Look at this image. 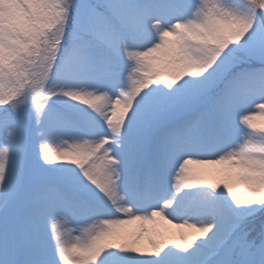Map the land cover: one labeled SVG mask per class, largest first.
Listing matches in <instances>:
<instances>
[{"label": "snow or ice", "instance_id": "snow-or-ice-1", "mask_svg": "<svg viewBox=\"0 0 264 264\" xmlns=\"http://www.w3.org/2000/svg\"><path fill=\"white\" fill-rule=\"evenodd\" d=\"M0 264H264V0H0Z\"/></svg>", "mask_w": 264, "mask_h": 264}, {"label": "bare ground", "instance_id": "bare-ground-1", "mask_svg": "<svg viewBox=\"0 0 264 264\" xmlns=\"http://www.w3.org/2000/svg\"><path fill=\"white\" fill-rule=\"evenodd\" d=\"M164 228L167 233L170 234L176 242H178V236L176 235L178 233V230L173 228L171 225H164Z\"/></svg>", "mask_w": 264, "mask_h": 264}, {"label": "rangeland", "instance_id": "rangeland-1", "mask_svg": "<svg viewBox=\"0 0 264 264\" xmlns=\"http://www.w3.org/2000/svg\"><path fill=\"white\" fill-rule=\"evenodd\" d=\"M207 179L209 180V182L215 183L217 181L218 177L208 176Z\"/></svg>", "mask_w": 264, "mask_h": 264}]
</instances>
